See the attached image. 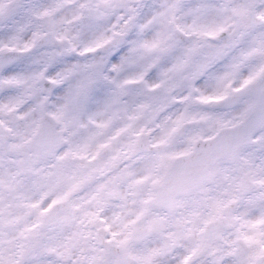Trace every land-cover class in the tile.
<instances>
[{
    "label": "snow or ice",
    "instance_id": "1",
    "mask_svg": "<svg viewBox=\"0 0 264 264\" xmlns=\"http://www.w3.org/2000/svg\"><path fill=\"white\" fill-rule=\"evenodd\" d=\"M0 264H264V0H0Z\"/></svg>",
    "mask_w": 264,
    "mask_h": 264
},
{
    "label": "clouds",
    "instance_id": "2",
    "mask_svg": "<svg viewBox=\"0 0 264 264\" xmlns=\"http://www.w3.org/2000/svg\"><path fill=\"white\" fill-rule=\"evenodd\" d=\"M106 56V52L104 49H101L98 51V53L93 54L91 57H86V58H80L79 62L81 64H89L93 66V71L97 72L102 75H114L110 72V67H111V58H108V60L101 62V57ZM76 61H73L69 59L67 63L65 64V67L68 68L71 66V64L75 63ZM78 76H73L69 80H67L64 85V92L67 94L70 89L74 86V83ZM216 112H227L229 111L228 108L223 107V106H217L216 108L213 109ZM228 131H233V129H229ZM221 135L220 132L214 133V136H219Z\"/></svg>",
    "mask_w": 264,
    "mask_h": 264
}]
</instances>
